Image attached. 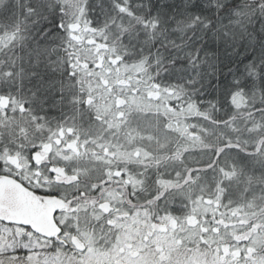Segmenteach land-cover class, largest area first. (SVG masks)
<instances>
[{"label": "trees", "instance_id": "1", "mask_svg": "<svg viewBox=\"0 0 264 264\" xmlns=\"http://www.w3.org/2000/svg\"><path fill=\"white\" fill-rule=\"evenodd\" d=\"M76 18L102 31L116 58L142 63L152 84L175 90L170 105L197 109L191 116L197 142L169 129L162 111H131L121 134L143 129L148 135L137 143L153 157L128 163L141 185L122 187L126 211L154 225L188 213L199 195L213 190L224 189L223 200L236 205L264 195V154L256 149L264 143V0H5L0 35L12 33L13 40L0 51V97L24 107L0 109L2 148L15 150L25 134L37 137L35 116L49 128L114 138L91 105L85 70L69 68L80 60L68 27ZM225 140L239 147L217 161L215 149ZM191 168L200 171L185 180ZM204 247H180L177 256L208 255ZM143 257L152 259L149 249Z\"/></svg>", "mask_w": 264, "mask_h": 264}, {"label": "rangeland", "instance_id": "2", "mask_svg": "<svg viewBox=\"0 0 264 264\" xmlns=\"http://www.w3.org/2000/svg\"><path fill=\"white\" fill-rule=\"evenodd\" d=\"M5 0H0V10L2 9ZM78 22V27L74 31L70 29V36L72 39V49L73 52L79 54L80 60L76 62L75 67H80L85 70V80L87 81L88 88L91 96L89 97L94 111L105 121L107 131H116L114 138L107 135H82L79 131L71 127L62 128H49L42 124V119L39 117H33L30 122L34 125V132L37 137L30 138L26 134V141L23 145H18V148L11 150L9 148H2L1 146V135H0V160H8L7 163L10 167H15L17 169L24 170V176L29 179L32 178V173L34 169L30 166V158L28 154L31 152V148L34 146H40L43 153L49 156V159L55 163H65L69 168L73 170L70 173L71 176H79L80 182L79 187L83 188L86 183L101 184L103 192L100 195L96 193H89L87 198L81 199V201L88 202L91 206H87V213L84 211L79 212V230L80 233L87 232L91 238V248L96 251V249L102 248L98 244H95V233L102 231L104 227V219L100 210L92 207L91 201L93 200H107L115 206L121 207L123 210H127L125 200L123 197L122 187L129 186L130 188L138 187L141 185V180L131 171L128 167V163L132 162H144L148 161L153 157V153L148 149L139 145L137 142L143 139L144 136L148 135L143 129L128 130V135L125 132L121 134L122 128L128 129L129 115H125V118L121 120L119 112L117 110L116 104L119 99L126 93L129 92V85L139 89L136 93V103L133 107L129 108L127 111L131 112L133 109H157L165 113L168 120V127L173 132H176L182 138L197 142L198 136L196 135L197 126L193 123V116L197 109L193 104L190 105H170L169 102L174 101L177 97V92L171 88L158 86L152 84V82L145 76L144 65L142 63H127L121 59L113 58L115 54L114 49L109 47L108 54H100L99 58L97 56V51L100 47L99 44L91 45L88 44L87 40L97 39L104 40L103 33L100 30L90 28L85 21L81 18H76ZM1 27V26H0ZM13 40L12 33H2L0 35V51L7 47ZM111 60V64L109 61ZM100 66L97 67L93 63ZM86 62V63H85ZM151 95L152 99L149 100L146 97ZM238 100H241L240 95H236ZM236 102L239 103V101ZM23 103L17 98H9L7 96L0 97V109L5 112L6 110L13 113L17 109H23ZM14 117V115L12 114ZM106 134V133H105ZM22 137V138H23ZM40 138V139H37ZM87 141V142H86ZM35 142V143H34ZM33 144V145H32ZM103 145V148L100 147ZM264 154V143L256 148ZM117 173H124V175H118ZM228 177L232 176L231 172H226ZM99 177V178H98ZM103 177V178H102ZM188 176L187 178H189ZM102 178V179H101ZM187 178L185 180H187ZM100 179V180H99ZM101 181H107V183H101ZM35 183V182H34ZM172 184V183H171ZM75 187V186H73ZM73 187L70 188L71 191ZM222 197L221 190H213L212 193L199 195L192 203L190 211L183 215H171L166 217L161 223L154 224L156 229H159V234L161 236L168 235L171 236L173 231L179 233L181 236H186L193 240H198L197 233L202 225L207 222V226L211 227L213 224L212 213L213 211L225 212L226 218L230 215L228 209L240 208L242 213H247L251 215L252 213L260 214L264 210V195L263 196H253L249 202L246 204H233L232 202H225L223 197L220 200L221 207L216 209V198ZM213 201L212 203H207L206 201ZM226 206V208L224 207ZM81 209L85 207L80 206ZM207 213V215H204ZM142 214V213H141ZM68 216L73 215L71 212L67 214ZM142 217V215H141ZM64 218L65 213H64ZM138 220L137 223L132 224L131 219L129 224L132 228L133 233H139L137 239L147 235L150 231L156 234L154 229L149 227L141 218L134 217ZM217 214L216 219H219ZM255 219V217H251ZM233 220L236 217H232ZM72 227H75V220L69 221L65 228L67 231H71ZM181 227L186 229V231H181ZM236 229L239 231H246L243 225H235ZM167 230L166 232L164 230ZM229 229H224L221 227V238L218 243L222 249H228V245L234 244L235 241L232 239ZM112 233V240L116 239L121 241H129L128 239H135V235L132 237L126 236L125 232L119 233V236H114ZM75 234V233H74ZM6 235V233H4ZM19 235V234H17ZM76 235V234H75ZM205 235L211 237V233H205ZM81 242L83 239L81 236L76 235ZM72 237V236H71ZM70 237V238H71ZM0 238H5L1 236ZM151 240L152 238L149 237ZM117 244V242H116ZM114 245V243H113ZM204 245L206 253L204 255L201 253H195L194 256H189L187 258H181L177 256L178 249L181 250L189 247L196 248V246ZM240 247L245 246V242H242ZM216 245L198 244L190 243L186 239L183 246L175 245L168 249V257L172 264H215L217 261V256L215 255ZM230 251V249H228ZM92 252H88L84 261V264H88V259ZM181 252V251H180ZM123 255L124 254H119ZM258 256H261L257 253ZM37 257L33 256L32 263H38L35 259ZM144 258V257H143ZM225 257L221 256L220 259ZM227 259L231 260L232 257L228 256ZM50 259H48L49 261ZM43 262H41L42 264ZM62 264H72V257L64 254L62 258Z\"/></svg>", "mask_w": 264, "mask_h": 264}, {"label": "snow or ice", "instance_id": "3", "mask_svg": "<svg viewBox=\"0 0 264 264\" xmlns=\"http://www.w3.org/2000/svg\"><path fill=\"white\" fill-rule=\"evenodd\" d=\"M57 27L60 29H64L65 24L58 23ZM68 27L72 28L75 31L78 27L77 20H73L72 23L68 25ZM86 42L91 45H100L97 51L98 58L101 53L104 55L108 54L109 43L107 40L100 41L97 39H92L87 40ZM113 58H115V54H113ZM120 59H126V57H121ZM93 63L96 64V61H93ZM109 63L111 64V60L109 61ZM96 66L99 67L100 65L96 64ZM73 67H75V65L69 64L70 69ZM68 74L73 78H75L77 75L75 71H69ZM9 75H11L10 72ZM138 91L139 89L129 85V92L124 94L117 102L116 107L121 120L125 118L126 113L127 115H131V112L127 110L135 105L136 93ZM146 98L149 100L152 99L151 95L147 96ZM100 147L103 148V145H100ZM233 147H239V145H233L230 140H225L221 147L215 149L217 153V161H219L220 157L223 156L227 150H230ZM40 150V146L32 147V156L34 157ZM7 163H10V161L0 160V171H3L6 175H10L11 168H5V165ZM31 167L34 169L38 167V163L35 159L31 160ZM208 167L212 168L215 167V165H208ZM198 171H200V169L198 168H191L186 170L185 179ZM65 172L72 173L73 170L71 168H66ZM117 174L121 176L124 175V173ZM18 175H20V173H18ZM58 175L59 169L55 166H52L51 162L49 161L45 165V172H33L31 179H29L27 176H24L21 180V183L25 188H28L29 191H32L29 185L35 182L37 184L35 192L39 193L42 190L43 186L50 183L56 185L64 184V181L57 179ZM177 175H179V173ZM25 181H27V183H25ZM79 182L80 177L78 175L75 176V179L69 177L66 186L75 187H73V191L70 196H64L62 198V202L66 204L67 207L63 210L56 209L53 212V220L56 223L57 228L56 234L55 236H48L46 240L38 239L36 241V244L39 247H48L50 246L51 242V244L54 245L58 251L59 248L63 247L65 244L63 237H71L75 233L76 235L81 236L83 239V244H79L78 241L79 251L81 253V256L78 258V264H84L87 253L93 251V249L91 248V238L88 233H80L79 230V212L84 211L87 213L88 210V201H81L80 197L87 196L89 193H96L97 195H100L103 192V189L101 188V184L95 183H86L84 187L81 188L78 186ZM101 183H107V181H101ZM221 191L223 192L224 189H221ZM45 195L50 198L57 199L61 197V192L59 190H49L45 193ZM155 198L159 200L161 199V196L157 195ZM221 198L222 197L219 196L216 198L215 203L217 210L221 207ZM206 202L212 203L213 201L209 200ZM81 203L85 205L83 209H81L80 207ZM91 203L94 210L96 208L100 210L104 221L110 226L112 230L119 229L125 232L126 236L128 237H132L133 235L139 236V233L132 232V228L129 224L130 219L132 224L138 222V220L134 218L132 210L125 211L121 207L115 206L107 200H104L103 202L101 200H93L91 201ZM224 207L226 208V206ZM133 208H135V206H133ZM61 211L65 213L66 218H60L59 214ZM227 211L230 212V215H228L226 218L225 212L217 213V211L214 210L212 213L213 224L211 225V227H209L207 226V222H205V224L200 227L199 232L197 233L198 240H193L186 236H181L175 231H173V234L171 236H161L159 234V229H156L154 225H149V227L154 229L156 233L155 235L153 231H150L147 235L143 236L139 246L128 243L127 241L118 240L114 248V253L124 254L127 257L126 264H172L171 260L168 257V249L175 245L183 246L187 239L190 243L205 244L209 245L210 247L212 245H216L215 255L218 259L215 264H264V256L257 255L258 252L264 253V210H262L259 215H257L256 213H252L251 215L242 213L239 207H237L236 209H228ZM69 212H71L73 215L68 216L67 214ZM217 214L220 217L219 219H216ZM204 215H207V213H204ZM232 217H236V219L233 220ZM251 217H255V219ZM73 220H75V227H72L71 231H67L65 225H67L69 221ZM237 224L243 225L246 228V231L237 230L235 227V225ZM230 226L232 229L230 235L235 243L228 245V249H230L229 251L228 249H222V247L218 243V240L221 238V227H223L224 229H229ZM164 231L166 232L167 230L165 229ZM181 231H186V229L181 227ZM205 233H211L212 235L210 237L205 235ZM35 235H37L36 232H33L30 228H25L24 232L20 234L19 239L26 241L27 244H31L32 237ZM39 235L45 236L47 234L40 233ZM149 237H152L151 241H149ZM242 242H245L244 247L239 246ZM146 248L149 249L152 254L151 260L142 258L144 249ZM189 251H191V249H189ZM13 252L16 255V258L19 260V250L13 249ZM29 253L31 254H26V260L29 262L32 260L34 255H38L37 253H35L34 249H29ZM221 256L225 258L220 259ZM228 256H231L232 259H227L226 257ZM188 264H191V261H189Z\"/></svg>", "mask_w": 264, "mask_h": 264}, {"label": "flooded vegetation", "instance_id": "4", "mask_svg": "<svg viewBox=\"0 0 264 264\" xmlns=\"http://www.w3.org/2000/svg\"><path fill=\"white\" fill-rule=\"evenodd\" d=\"M38 153H40L44 157V159L37 162L38 167L35 169L33 168V171L45 172V165L50 161L52 166L63 170L65 178L62 181H64V184L56 185L50 183L43 186L42 190L37 193L35 192V189L37 187L36 183L33 182L29 185L32 191H29V189L25 188L21 183V180L23 179L25 174L24 170L10 167L6 164L5 168H11V174L6 175L3 171H0V182L12 181L18 184V186L20 187V195L23 197L28 207V221L25 223L14 222L0 217L2 218L0 219V237H5L0 238V264H33L32 260L30 262L26 260V254H31L29 253V249H34L35 253L38 254L34 255L37 257L35 260L38 263L36 264H41V262H43L42 264H62V258L65 253L72 257V264H78V258L81 256L78 241L79 244H83V242H81V240L75 234H73L71 238L69 236L63 237L65 244L63 247H60L58 251L57 248L51 244V242L50 246L48 247H39L36 244V241L38 239L46 240L48 236H55L57 228L56 223L53 220V212L56 209L63 210L67 207V205L62 202V198L64 196H70L72 193L68 190H70V188H72L73 186H66L69 177L75 179V177L71 176L70 173L65 172V169L69 168L65 163L52 162L49 159V156L43 153L42 150H40ZM27 156L28 158H30L31 166V160L33 159L31 152ZM18 173H20V175H18ZM60 177L61 176H58L57 179H59ZM25 183H27V181H25ZM49 190H59L61 192V197L53 199L46 196L45 193ZM83 198L85 199L87 197H80V199ZM60 203H63L64 207H60ZM89 205L90 204L88 203L87 206ZM80 206H84V204L81 203ZM59 215L60 218H64L63 211H61ZM25 228H30L33 232L37 233V235L32 237L31 244H27L26 241L19 239L20 234L24 232ZM4 233H6V235H4ZM40 233H45L47 235L40 236ZM95 234V244L102 246V248L96 249V251L93 250L92 255H90L88 259V264H126V256L114 253V248L116 246L117 240H112L111 228L106 222L104 223L102 231L98 234ZM114 236L118 237L119 233H114ZM128 240V243H132L137 246H139L141 243V239ZM13 249L19 250V260L16 258ZM48 259L50 260L48 261Z\"/></svg>", "mask_w": 264, "mask_h": 264}, {"label": "water", "instance_id": "5", "mask_svg": "<svg viewBox=\"0 0 264 264\" xmlns=\"http://www.w3.org/2000/svg\"><path fill=\"white\" fill-rule=\"evenodd\" d=\"M37 162L44 159L40 153H36L33 157ZM59 169V179L64 180V172ZM60 207H64L63 203H60ZM28 207L20 195V187L18 184L10 181L0 182V217L14 221L25 223L28 221Z\"/></svg>", "mask_w": 264, "mask_h": 264}]
</instances>
